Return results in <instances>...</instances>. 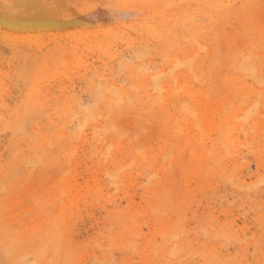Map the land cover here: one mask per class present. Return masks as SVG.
<instances>
[{
    "label": "bare ground",
    "instance_id": "6f19581e",
    "mask_svg": "<svg viewBox=\"0 0 264 264\" xmlns=\"http://www.w3.org/2000/svg\"><path fill=\"white\" fill-rule=\"evenodd\" d=\"M121 1L122 2L116 4L115 7L107 5L108 8L106 14L109 19L117 20L116 24L118 23L121 25H126V23L130 22V20L132 19L134 11L131 10L133 8L126 5V2H128V0ZM141 1V4L143 6L142 10L140 8L141 11L145 12V14L147 13L151 18H156L157 16L159 17L155 25L148 19L147 22L149 21L151 23H147L145 27L141 28L144 30V33H146L147 35H151L150 38L153 37L157 38L156 40H159V48L162 52V55L160 53V56L163 57V64L161 65V68L159 67L160 69L155 74L147 73L146 79L142 77L139 83L136 82L138 84H136V89H133V91L127 90V88L123 89L119 87L117 89H114L113 87H115V85L113 86V79L111 83H109L110 81L105 79V90L100 87L101 83L98 80H96L98 82H87L88 84L84 87L83 93H87L88 96L91 91H97V86L100 87L99 93L101 96L98 99L96 106L94 105L95 107H93V103L95 102H93L92 97L89 98V101L91 99L93 102L92 103L90 101L92 103V106L90 103V107L89 105L85 106L82 96H73L72 103L66 102L67 105L63 104L59 109H54V107L51 109L56 110L55 112L53 111L54 113L52 114H57V116L60 117V120L59 118L57 120L62 121L61 125L57 124L58 121L55 122L53 120L54 115H52V117L50 115L51 113L45 115L47 124L52 125L53 130L56 126L61 127H59V134H57L56 136H49L42 133V139H40L41 137L34 140L30 139L29 144L25 142L24 144H26L29 149L33 150V154L30 156L24 154L22 149L18 151H15V149L17 150V148L13 149L15 152L14 157L18 158L19 162L22 161L21 164L26 162V159L28 158V163L31 164L32 162L34 165L40 164L41 166L45 167L42 168L43 170L40 169V172H45V174H42V172L39 173L38 171V174H42L43 176H45H41L40 178L42 179L39 178L40 180L38 179L40 182L38 181V185H36L37 187L34 186L35 184H37V182L34 185H31L33 183L32 182L30 185H27L25 187V191L28 190V194L29 191L30 193H32L31 195H29V197L31 196V199H29V201L33 200L32 202L34 203V206L32 207L36 206L37 208H35L39 210V212L42 214V217L46 216L47 219H45V222L51 224L52 226L51 229L49 228V230L45 231L46 229H42L43 224L35 227L33 225L34 228L32 227V230L30 232L25 233L24 235L22 234L23 236L21 235L23 238L25 236L28 237L24 238L26 240H31V238L33 239L35 237L37 240L39 239L40 241H42L46 245V247L47 244L50 245L49 243H51L50 247L52 249L62 245L60 243V238L63 235V230L61 232L60 229L63 227V225H65V218L73 216L74 213H76L75 209L81 207V204L88 205L96 202L97 200L102 201V199H104L106 202L100 207H102L103 211H105L104 219H106V223L110 225V227H107V225L105 226V228H108H106L107 230L105 231H103L104 225H102L103 227L100 228V234L104 237L105 244L107 243V245H109L110 247H124L134 252H137L138 250L139 253H142L144 255H148V253H151L155 255V257L157 256V258H159L161 261L162 255L175 256L178 255V252L181 251V249H183V246L181 247L178 240H180L183 235L187 236L186 233L190 230H187V220L186 218H183L184 216L181 210V206L185 203L187 197H190L191 195L193 196V191L195 189L197 190L195 180L199 178L200 181L196 182L198 185L202 180L205 181L204 178L206 176L215 173L223 179L230 180L231 183L233 182V184L238 188L243 189L244 187L248 186V183H246V180L244 179L245 174H238V170H236L237 166H235V163L238 160L235 159L236 161L233 164L234 166L232 168H229L231 165L226 166L225 163H228L226 162V160L231 156L233 157L236 154L239 155L242 153L243 150L240 153H237V149L239 148L241 143L245 144L247 149H251V145L248 146V140H246L245 142H239L240 139L237 135H240L242 133L236 135L235 133L239 131L243 132V134H247L249 131L247 127L245 128L247 124L244 125V121L249 120L250 122V119L253 118L252 115L250 116L251 110H259L260 105L264 106V14L262 13L264 12L262 11V8H264V4L260 5L262 3L260 1L261 3L259 2L260 4L257 6L252 4L251 2L246 1V3L241 7H229L230 5H224L222 3L223 1L220 2L216 0H204L205 3H200H202L203 5L206 4V7L208 9H205V13L207 12L206 10H208V14L213 11V13L209 15L211 19L208 22L209 25H207L204 24L205 21L203 22V24L195 23L196 20L194 21V19L195 14L197 15V13L191 14L190 11L187 13L184 9H180L181 7H183L182 4L189 2L188 0ZM53 3L55 2L53 1ZM104 12L105 11H103L102 13ZM199 12L201 11L199 10ZM98 13H100V11L98 10L90 9L87 12H82L80 10H74L71 7L59 4L58 6L54 4L47 6L45 0H0V24L8 29L15 28V30H18L17 28H19V32L25 30L26 33L27 31H42L43 29H47L49 27L66 28L69 26H76L80 24H85L86 26V24H88L89 22L91 23L92 20L98 17ZM260 14H262L263 19L260 18L261 16L259 17ZM229 16L236 18L238 23L230 29H227L225 25L229 21ZM196 19H199V16ZM2 37L5 38L4 36ZM136 49L131 48L129 52L131 58L137 57L138 52L136 51ZM145 54L147 53L145 52ZM225 56L229 58H227L229 60V67L226 71V74L221 75V66L223 64ZM121 60V63L124 64V60ZM160 60L162 61V59ZM144 61L145 60H143L141 63L143 64ZM148 62L156 63V61L153 62L151 61V59ZM121 63H119V65H122ZM144 64L146 65L147 63L144 62ZM132 67L127 66L129 70H132ZM129 70L127 72H129ZM84 81L86 82V80ZM128 83L130 82L128 81ZM257 86H259V88H256ZM28 92V96L24 99L22 104L18 103V106H15L11 109L13 111V115L14 113L17 115L14 123L12 121L13 124H10L8 118L4 120V123L6 125L11 126V133L13 132V134L17 131L20 133L21 129H23L21 128V120L23 118H30L32 116L36 117L37 113L42 112L47 108L42 103V100L39 101V98L37 99V95L39 94L38 92ZM93 92L91 94H93ZM5 99H7L6 96ZM84 101L86 102V100ZM88 102H86V104ZM7 103L10 104L9 102ZM4 104L6 103H4V99L0 96V105L2 106ZM258 115L261 116L260 112ZM34 119L35 118L32 119L33 121H36L34 122L36 123L34 126L36 128L34 133L40 134L41 123L39 122L41 121L42 117L40 121L38 119ZM256 120L258 123V119ZM38 123L40 126L38 125ZM70 123L73 126H71ZM260 123L261 125L259 127H251L253 129L250 133L257 135L259 139L262 140L264 139V119ZM69 125L70 127L77 126L78 130H70ZM87 125H90V131L88 132L90 135L88 137L83 133V127ZM48 133H50V131ZM54 133L51 134L53 135ZM251 138L253 139V137ZM67 140L69 141V145L72 144L70 142H72L73 140H75V142L81 140L80 142H82V148L79 149V146H77V144L72 145L69 148H67L68 145H64V148H62L61 146L62 149L60 150V152L57 151V155L45 151L47 150L45 149L46 147H44L45 144L50 147V150L48 148V151H51V148L57 147L58 144L61 145V142L64 143ZM154 140H156L157 146L154 145L155 142L152 143ZM5 142L7 141H3L2 139H0V150L5 149V147L7 148ZM253 143L254 142H252V144ZM85 144H88L90 146L87 152L89 157L88 159L92 161L94 158H96L98 160V163L103 164V170L100 173H97L95 172V170H92L91 166L87 165V167H85V171H88L90 173L87 174L86 178L81 177V180H79L81 172L75 168V164H73L74 160H72V158H74L78 154V152L83 149V146H85ZM263 146L262 144L258 145L257 143V149L256 147H253L255 152L257 151V158L255 160L256 167H264ZM70 148L75 149V151H73V153L70 152ZM10 150L11 152L13 151L12 149ZM59 153L63 154L64 156V159L62 160H64L66 163L67 161H69L68 165L66 164L67 167L63 168L64 170H61L63 165L61 164V155ZM51 154H53L54 156H51ZM242 157L245 158L244 156ZM17 164L19 163L17 162ZM241 164L242 163H240V165ZM242 165L247 166L248 164L245 165L244 163ZM16 166H18L17 169L20 168V165ZM21 166V170L23 171L26 166ZM29 167L31 166L29 165ZM247 167H249V165ZM25 169L27 170V168ZM21 170L19 169V172H21L22 174L23 172ZM29 175L31 176V174L25 175L26 178ZM101 175L104 176V178L101 179ZM17 178L15 180L13 179L14 181H12V184H9L12 194L15 193V195L20 188H23L24 181L26 180L22 179V183L20 182V180L19 182L16 181L18 180ZM126 179H129V184H126V182H128L126 181ZM192 180H194L195 187H193V183H191ZM190 183L193 188H190ZM134 185H139L140 189H138L141 190L140 192L142 193L143 198L146 199V206L144 205L145 207L143 208L134 206L133 194L135 192H133L134 189L132 188ZM109 186L121 192V199H126L127 205H125L124 207L120 206V202H118L115 197H113L111 193L108 192V190L110 189ZM7 190H9L7 189V186L3 187L1 190L5 194V196H2V198H0L1 217L3 216V211L9 208L8 197L10 196L7 193L10 192H7ZM196 190L194 191V193H196ZM23 197L25 198V196ZM107 202L108 205L112 207H107ZM13 204H17V202ZM10 206H12V204ZM204 212L202 213V215L204 214ZM199 217L198 215H195L194 219L199 224L201 223V225H198V227L200 226L205 234L209 235L210 233H212L209 227L211 226L213 227V229L218 230L216 232V236L217 234H220L224 236L225 239H229L232 241L239 240L236 235H233V233H235V231L233 230L234 223L231 224V222H224V225H219V227H217L215 226L217 223L215 224L214 221H208V223L206 224L205 219L201 220L199 219ZM25 219H27V217ZM193 222L195 221L193 220ZM140 223H144V225H147L150 231H157L158 235L162 237V239L160 241H157L158 238L147 239V235H144V233H142L143 227L139 226ZM5 227L3 228L5 229ZM3 228L2 232L4 230ZM9 228L11 229V227ZM9 228L7 227L8 230ZM114 228L116 229L114 230ZM8 230L5 229L4 232ZM2 235L0 236L1 238ZM18 236L19 235H17V237H11L10 240L12 238H17L15 241H17L16 243L19 244L18 240L21 239L22 241L23 239L20 237V239H18ZM128 236L129 238H127V240L125 241V238ZM138 238H142L141 240H145V242L147 243L146 246H144L145 243L143 244L144 248H138ZM1 240V244L4 245H0L4 246V248L0 246V251H4V255H6L5 252L7 254H10L11 247L9 246L11 242L9 241L6 244L5 238ZM26 240L25 243H27ZM97 240L98 238H95L94 240L97 246L99 245L100 248L103 249L104 244L100 243ZM25 243L22 242L20 244ZM88 243L89 242H87V244ZM65 246L69 247V249L65 250L66 255L74 252V244H67ZM188 246H191L190 243L188 244ZM24 249L22 250L21 248L20 251L26 252V250L24 251ZM201 251L199 253L200 255H202L204 264H210L213 260H215V258H217V262L215 264H226V261L228 260L221 259L220 257L218 258V255L217 253H215V251L213 252L210 250L212 253L211 256L208 253H202L203 251ZM183 252L184 251H182V253ZM193 252L196 253L197 251L193 250ZM190 253L191 251L189 250V254ZM19 254L23 255L22 253H18V256ZM4 255L2 254L0 259L2 257L4 258ZM27 256L28 255L25 256L26 258L21 259L13 258L14 260L12 259V264H59L57 263L58 259L56 260L57 262L52 258H49V261H47L48 259L44 261L42 259L43 256L42 258L35 257L34 259H29ZM8 257L9 259H11V255L5 256L6 260L11 263V260L9 261ZM96 258L98 259V256H96ZM151 258L153 260V257ZM4 260L5 259H3L1 263ZM6 260L4 262H7ZM29 260H31V262ZM63 260L65 261V259ZM66 261L68 262V260ZM61 262L62 261L60 260V263ZM232 262L234 261L232 260ZM228 263L229 262H227V264Z\"/></svg>",
    "mask_w": 264,
    "mask_h": 264
},
{
    "label": "rangeland",
    "instance_id": "374dc122",
    "mask_svg": "<svg viewBox=\"0 0 264 264\" xmlns=\"http://www.w3.org/2000/svg\"><path fill=\"white\" fill-rule=\"evenodd\" d=\"M53 1L56 4L53 3ZM188 1H189L188 3L182 4V6L184 8L181 7L180 9H184L185 12H187V13L190 11L191 14L197 13V15L195 14V19H194V21L196 20L195 23L203 24V22L205 21L204 24L209 25L208 22L211 19L209 15L211 13H213V11H211L208 14V10H206L207 14L205 13V9H208V8L206 7V4L203 5L202 3H200V2L205 3V1L204 0L203 1H201V0H188ZM216 1H220V2L223 1L222 3L224 5H230L229 7H231V6H233V7L240 6L241 7L246 3V1L251 2L252 4L257 5V6L261 2L262 3L260 5L264 4V0H216ZM121 2H122L121 0H45V3L47 6H50L53 4L58 6V4H59V5H63V6L65 5V6L71 7L74 10H78V11L80 10L82 12L83 11L87 12L90 9L100 11L101 14L100 13H98L99 15L97 14L99 18L96 17L94 20L91 21V23L89 22L88 24H86V26H85V24H80V25H76V26L75 25L69 26L66 28L61 27L62 29L60 27L59 28L49 27L47 29H43L42 31L36 32V30H35V31H27V33H26V31L23 29H21L23 31L19 32L20 31L19 28H17L18 30H15V28L14 29H11V28L8 29L6 27H3L2 24H0V34L2 33L0 35L1 36V38H0V89H1L0 96H1V98L4 99V103H6V104L2 105L4 108L0 105V112H1L0 113V139H2L3 141H5V140L7 141V142H5V145L7 146V148L5 147L6 150L5 149L0 150V198H2V196H5V194L1 191L3 187L7 186V189H9V190H7V192H10V193L6 192L10 196V197H8L9 208H7L6 210L3 211V213H2L3 218L0 215V220H1L0 221V225H1L0 226L1 227L0 233L2 232L3 227L6 226L5 227L6 230H8L7 227L8 228L11 227V229L9 228V230H8L9 232L8 231L4 232L5 229L3 228L4 230L0 234V236L2 234L4 236H11L12 235L11 237H17V235H19L18 239H20V238L23 239L22 241H21V239L18 240L19 244H17L16 243L17 241H15L17 238L16 239L12 238L10 240L11 237H4L3 235H2V238L0 237L1 239L5 238L6 244L9 241L11 242V244L9 246V247H11V249H10L11 253L7 254L5 252V254L7 256L11 255V257H12L11 259H9V257H8L9 261L11 260L10 261L11 263H9L8 260H6L7 257L5 258L6 255H4V251H2V252L0 251V257L2 254L4 255V258L2 257L0 259V264H5V263L6 264H8V263L12 264L13 258L14 259L26 258L25 257L26 255H28L27 257L29 259H31V258L34 259L35 257L36 258H42V256H43L42 259L44 261H46L47 259H48L47 261H49V258H52L54 261H56L58 259L57 260L58 262L57 261L56 262L59 264H73V263L74 264H107V263L108 264H155L156 262H157L156 264H162V263L163 264H165V263L166 264H204V260L202 258V255H200V253H199L201 250L203 251V252L201 251L202 253H208L210 256L212 255L211 251H213V252L215 251V253H217V255H218V258L220 257L221 259H225V260L228 259L226 261V264H227V262H229L228 264H230V263H232V264H234V263L235 264H264V185H263L264 184V167H262V166L256 167V165H255L256 161L255 160L257 158V155H256L257 151L255 152V150L253 149V147L255 148L257 146V143H258V145L262 144V146H263L264 145V139L260 140L257 135L250 133L253 128H256L257 126L259 127L261 125L260 122L264 119V108H263L264 106L263 105L259 106V110H256V109L251 110L252 113L250 112V116L252 115L253 118H251V119L252 120L254 119L253 121L250 119L251 123L249 122V120H246L247 122L244 121V125L247 124V126H245V128L247 127L249 132L247 134H243V132H239V131H237L235 133V135L242 133L240 135H237V136H239V139H240L239 142H243V141L245 142L246 140H248V142H249L248 146L251 145V149L250 150L247 149L245 144L241 143L239 148L237 149V153H240L243 150L242 153L239 155L236 154L233 157L231 156L230 158H228L226 160V162H228V163H225L226 166L231 165L229 168H232L234 166L233 164L235 163V161L238 160L235 163V166H237L236 170H238V174H242V175L245 174L244 179L246 180V183H248V186L244 187L243 189L238 188L233 184V182L231 183L230 180L223 179L215 173L212 175L206 176L204 178L205 181L202 180L203 182L201 181L202 183L200 182L198 185L196 182L200 181L199 178L197 180H195V184L197 186V190L195 189L196 193H194V191H195L194 190L192 193L193 196L191 195L190 197H187V200H189V201L186 200L185 203L181 206V210H182V213L184 216L183 218L184 219L186 218V220L188 222V223L186 222L187 230L189 229L190 231L186 233L187 236L183 235L181 237V239L178 240L181 247L183 246V249H185V250L181 249V251L178 252V255H175V256L162 255L161 256L162 259L160 261V259L157 258V256L155 257V255H153L151 253H148V255H146V254L144 255L142 253H139L138 250H137V252H134V251H131V250L124 248L122 246L121 247L123 249L120 247H114V246L110 247L109 245H107V243L105 244V239L100 234V228L103 227L102 225H104L103 231H105L108 229L107 227H110V225L106 223V219H104L105 218V211H103L102 207H100V206H102V204H104L106 202L104 199H102V201L97 200L96 202L92 203L93 205L92 204H88V205H82L81 204L80 205L81 207H79L78 209H75L76 213H74L73 216H70L69 218H65V225H63V227L60 229L61 232L63 230V235H62L63 238L61 237L60 238L61 241L59 240L60 243L62 244V245L59 244L60 245V246H58L59 248L56 247V248L52 249L50 247L51 243H49L50 245L47 244V247H46V245L42 241H40L39 239L37 240L35 237H34L35 239L31 238L32 241L30 239H27V240L24 239L26 236L24 238L22 237L25 233H28L32 230L33 225L35 227L38 225L40 226V224H43L42 229L43 230L46 229L45 231L49 230V228L51 229L52 225L45 222V219H47L46 216L43 215L44 217H42V214L39 212V210L36 209L37 208L36 206H35L36 208L32 207V206H34V203L32 202L33 200L29 201V199H31V196L29 197V195H31L32 193H30V191H29V194H28V190L25 191V187L27 185H30L32 182L33 183L31 185H34L36 182H37V184H35L34 186L38 185V181L40 179H42L40 177L43 176L42 174H45V172H42V171H41L42 174H38V171H39V173H41L40 169L45 168V167L41 166L40 164L38 165L36 163H35L36 165H34L32 162H31V164L28 163V158L26 159L27 160L26 162L21 164L22 161L19 162L18 158L14 157L15 152L13 149L17 148V150L15 149V151L22 149L24 154H26L27 156H30L33 154V150L29 149V147L26 144H24L25 142H27V144H29L30 139L31 140L39 139L41 137V135H43V134L44 135L46 134L49 136H56L57 134H59L61 127L56 126L57 128L54 127V130H53L52 129L53 126L47 124V122H46L47 119L45 118L46 117L45 115L51 113L50 114L51 116L54 115V117L53 116L52 117H53V120L55 122L58 121L57 120L58 118L60 120V117H58L57 114H52L56 111L54 109L55 108L59 109L63 104L67 105V103H72V101H73L72 97L73 96H75V97H77L78 95L82 96L85 106H88V105L90 106V103L93 100V102H95V103L92 102L93 107H95L98 99L101 96L99 93L100 87H102L105 90V87H106L105 79L110 81L109 83H111V81L113 79V82H114L113 86L115 85V87H113L114 89H117L119 87V88H123V89L127 88V90L133 91V89L134 90L136 89V84H138L140 82L142 77L144 79H146L147 73L155 74L161 68V65L163 64V57L160 56V53L162 55V52L160 51V48H159V46H160L159 40H156L157 38H153V37L150 38L151 35H147L146 33H144V30L142 29L143 27H145L147 25V23L149 24L152 22L155 25V23L159 19V17L157 16L156 18H151L147 13L145 14V12L141 11L143 9L142 8L143 6L141 4V2H142L141 0H128V2H126V5L133 8L131 10L134 11L132 19L130 20L131 23L128 22V23H126V25H121L118 23L116 24L117 20L109 19L107 17L106 12H107V8L109 5H111V7H115L116 4H119ZM48 3H50V4H48ZM186 4H187V6H186ZM260 7H262V6H260ZM140 8H141V10H140ZM262 9H263L262 11H264V8H262ZM199 10L201 12H199ZM103 11H105V12L102 13ZM192 12H194V13H192ZM262 13L264 14V12H262ZM198 14H200L201 17ZM198 16H199V19H196V18H198ZM263 16H262V14L259 15V17L262 19H263ZM203 17H205V18H203ZM233 18L234 17H232V16L228 17L229 21L227 20L228 21L227 23H229V24L226 23V25H225L227 29L228 28L230 29L231 27L237 25L238 22H237L236 18H234V20H233ZM148 19L151 22H149V21L147 22ZM112 20H114V21H112ZM1 25H2V27H1ZM140 32H142V33H140ZM115 35L117 37L118 36H120V37H118V39H117V37ZM2 36H4L5 38H3ZM88 36H90V37H88ZM149 45H151L152 47ZM130 47L134 48V49L137 48L136 51L138 52V54H137L136 58L130 57V55H129V52L131 50ZM140 47H142V48H140ZM145 52L147 54H145ZM144 57H146V58H144ZM159 57H160V59H162V61L159 59ZM149 58L151 59V61H153V62L156 61V63L157 62H159V63H157V64L155 62L149 63L148 62L150 60ZM227 58L228 57L225 56V58L223 60V64L221 66V71H220L221 75H225L226 71L229 67V60H228L229 58L228 59ZM121 59L124 60L123 61L124 64L121 63V61H122ZM146 59H147V61H146ZM133 60H135V61H133ZM143 60H145L144 62L147 63L146 65L144 64V62H143V64L141 63ZM119 63H121L122 65H119ZM116 66H118V67H116ZM127 66H130V67L133 66L132 70H129L127 68ZM139 67H141V68H139ZM128 70H129V72H127ZM143 70H144V72H143ZM131 74H133V75H131ZM113 75H116V76H113ZM129 77H130V79H129ZM125 78H127V79H125ZM124 79L127 83L124 81ZM84 80H86V82ZM96 80H98L101 83L100 87L97 86V88H96L97 91H95V90H93L95 92L91 91L89 93V96L87 93H83L84 87L91 81L98 82ZM128 81L130 83H128ZM136 82H138V83H136ZM256 88H259V86H257ZM103 89H101V90H103ZM28 91L38 92L39 94L37 95V99L39 98L38 99L39 101L42 100V103L47 108L46 109L44 108L45 110L36 114L37 115L36 117H38V118H36L34 116H32L30 118L29 117L23 118L22 119L23 121L21 120V123H22L21 128H23V129H21L22 132L20 131V133H19L17 131L14 133L15 134L14 135L13 132L11 133V131H12L11 126L6 125L4 123V120H6L8 118V120L10 121V124L14 123V120L16 119L17 115L15 113L13 115V111L11 109L15 106H18L20 103L22 104L24 99L27 98V96H28V93H29ZM2 92H3V94H2ZM92 92H93V94H91ZM5 96L7 97V99L9 101L7 99H5ZM91 97H92V100L90 99V101H91L90 102L89 98H91ZM19 100H20V102H19ZM84 100H86V102H88V101L89 102L86 104V102ZM7 102H9L10 104H8ZM14 102H15V104H14ZM92 103H91V106H92ZM48 105H49V107H48ZM58 105H59V107H58ZM53 107H54V109L51 110ZM261 110H262V112H261ZM258 111L260 112L261 116L258 115L259 114ZM6 113L7 114L10 113V114L7 115ZM262 113H263V115H262ZM253 115H255L256 117ZM257 115L259 116V118ZM39 116H40V118H39ZM41 117H42V119H41ZM33 118H35L36 120L38 119L39 121L41 119L40 122L38 121L39 123H41L40 124L41 126L38 123V125L40 126V129L42 130V131L40 130V132H41L40 134L34 133L36 130V128L34 127L36 123H34V122H36V121H33L32 120ZM44 118H45V121H44ZM54 118H56V119H54ZM255 118L258 119V123H257V120ZM259 120H260V122H259ZM12 121H13V123H12ZM58 122H57V124L61 125L62 121H58ZM70 125L73 126L71 123H70ZM70 125H69L70 130L71 129L73 131L78 130L77 126L70 127ZM251 125H253V126H251ZM89 126L90 125L83 127V130H84L83 133L85 135H87V137L90 135L88 133L90 131ZM30 127H31V129H30ZM45 127H47V128H45ZM248 127H250V128H248ZM251 127H253V128H251ZM50 129H52V130H50ZM49 131H50V133H48ZM51 133H54V134L52 135ZM33 135H35V136H33ZM251 137H253V139ZM27 138H28V140H27ZM40 139H42V137ZM254 139H256V140H254ZM80 141L81 140L75 142V140H73L72 142H70V143H72L70 145H69L68 140L65 141L66 143L61 142V145L58 144L59 147L58 146L53 147V148H51V151H48V148L50 150V147L47 144H45L44 147H46L45 149H47V150H45V151H47L48 153L50 152V153H53L54 155L55 154L57 155V153L60 152V150L62 148H64V145L65 146L68 145L67 148H69L70 146L77 144V146H79V149H81L82 148L81 147L82 142H80ZM252 142H254V143L252 144ZM73 143H75V144H73ZM152 143H154V145L157 146L156 140H154ZM22 144H24V145H22ZM20 145L22 146V148ZM61 146H62V148H61ZM85 146H83V149L80 150L75 157L73 155L74 158H72V160H74L73 164H75V168L81 172V176L79 177V180H81V177L86 178L87 174L90 173L88 171H85V169H86L85 167H87V165L91 166L92 170H95V172H97V173H100L103 170V166H102L103 164L98 163V160L96 158L93 159L94 162H93V160L90 161L88 159L89 157H88L87 152H88L90 146L88 144H85ZM58 148H59V150H58ZM10 149H12L13 151L11 152ZM256 149H257V147H256ZM2 151H3V153H2ZM73 151H75V149L70 148V152L73 153ZM85 151L87 153V156H86ZM263 151H264V146H263ZM244 153H245V155H244ZM254 153H255V156H254ZM53 154H51V156H54ZM60 155H61L60 160L62 161L61 164L63 165L62 168H61V166H60V168H61V170H64L63 168L67 167L69 161H67V163H66L64 160H62V159H64L63 154H60ZM242 156H244L245 158H243ZM79 161H80V163H79ZM230 161H232V162H230ZM9 162H10V164H9ZM17 162L19 164H17ZM239 162L242 164L245 163V165L248 164L249 167H247L248 165L247 166H244L242 164L240 165ZM237 163H239V164H237ZM15 164L20 165L19 166L20 168L17 169L18 166H16ZM21 165H23V166L25 165L26 166L25 168H27V170L23 167L24 169L22 171ZM29 165L31 167H29ZM83 167H84V169H83ZM260 168H263V169H260ZM19 169L23 172L22 174H21V172H19ZM11 170H13V171H11ZM241 170H243V171H241ZM27 172H29V173H27ZM35 173H37V174H35ZM82 173H85V174H82ZM28 174H31V176L29 175L26 178L25 175H28ZM49 175H52V174H49ZM99 177H100V175H99ZM16 178L18 179V180H16L18 182H19V180H20V182H22L24 179H26V180L24 181L23 188H20L22 191L19 189L20 192L18 190L17 192H19V193L16 192V195H15V193L12 194V191L10 189L11 187L9 184H12V181H14ZM102 178H104V176L101 175V179ZM26 181H28V182H26ZM126 181H128V182H126V184L130 183L129 179H126ZM191 183H193L192 185H193V187H195L194 180H192ZM191 183H190V188H193ZM145 184H146V182H145ZM134 187H136V188H134ZM132 188L134 189L133 192H135L133 194L134 195V206L138 207V208L145 207L146 206L145 205L146 199L143 198L142 193L140 192L141 190H139L140 189L139 185H136V186L134 185ZM200 188H202V189H200ZM108 192L111 193V195L113 197H115V199L118 202H120L121 207H124L125 205H127L126 199H124V198L121 199L122 194L119 190H116L115 188L110 187ZM23 196H25V198ZM191 198H193L194 200ZM190 199L193 202H191ZM15 202H17V204H13ZM11 204H12V206H10ZM21 207H23V208H21ZM107 207L110 208L112 206L108 205V202H107ZM186 207L188 208V210ZM33 208H34V210H33ZM22 209L24 210V212ZM183 209L186 211H184ZM31 212H33V213H31ZM194 212H196V213H194ZM203 212H204V214L202 215ZM173 214H174V212H173ZM193 215L194 216L198 215V217L200 215L199 219H201V220L205 219L206 224L208 223V221L209 222L214 221L215 224L217 223L215 225L217 227H219V225H221V226L224 225V222L225 223L231 222V224L234 223L233 224L234 225L233 230L235 231V233H233V235H236L239 240H233L232 241L229 239H225V237L220 235V234H217V236H216V232L218 230L213 229V227H211V226H209L210 230L212 232V233H210L211 235L205 234L203 232V230L200 228V226L198 227V225H201V223L199 224L194 219ZM204 215H205V217H204ZM26 217H27V219H25ZM100 218L102 219V221ZM103 219H104V221H103ZM193 220L195 222H193ZM245 221H246V223H245ZM7 222H9V223H7ZM36 223H38V224H36ZM193 223H195V224H193ZM236 223H238V224H236ZM106 225H107V227H106L107 229L105 228ZM194 225H196V226H194ZM45 226H47V227H45ZM139 226L143 227L142 233H144V235L145 234L147 235V237H146L147 239H150V238H156L157 239L158 238L157 241H160L162 239V237H160L158 235L157 231H154V230L150 231L148 229L147 225H144V223H140ZM192 227H194V228H192ZM116 228H114V230ZM13 229H16L17 231L13 230ZM66 229H67V231H66ZM213 230H214L215 234L213 233ZM233 230H232V232H233ZM50 232H52V231H50ZM82 233H84V234H82ZM147 233H149V234H147ZM13 234H15V235L17 234V235L15 236ZM26 235H28V234H26ZM73 235H74V237H73ZM7 238H9V239H7ZM26 238H28V237H26ZM95 238H98L97 241L104 244L103 249L100 248L99 245L97 246L96 242L94 241ZM127 238H129V236L125 238V241L127 240ZM138 239H139L138 240L139 244L137 245L138 248H140V249L144 248V246H146L147 243L145 242V240L142 241L141 240L142 238H138ZM147 239H146V241H147ZM182 239L184 240V242ZM25 240L28 243V245H27V243H25ZM218 240H219V242H218ZM1 241H0V244L2 243ZM22 242H24L25 244H20ZM87 242H89V243L87 244ZM180 242H182V243H180ZM189 243L191 246H188ZM64 244L65 245L74 244L75 249L73 250L74 252L69 254L70 256L65 254V250L69 249V247H66ZM143 244H144V246H143ZM1 245H4V244H1ZM186 246H188V247H186ZM1 247L4 248V246H1ZM21 248H22V250L25 248L24 251L26 250V252L20 251ZM199 248H200V250H199ZM27 249H28V252H27ZM117 249H119V250H117ZM39 250H40V252H39ZM76 250H78V251H76ZM189 250L191 251L190 254H189ZM193 250L197 251L199 254L197 252L196 253L193 252ZM182 251H184V252L182 253ZM29 252H30V254H29ZM18 253H22L23 255L19 254V256H20L19 257ZM52 254H54V255H52ZM229 254H230V256H229ZM16 255L18 256V258ZM31 255H33V256H31ZM15 256H16V258H15ZM65 256L67 259L65 258ZM96 256H98V259L96 258ZM151 257H153V260ZM62 258L65 259V261ZM68 258H70L71 261L72 260L73 261L71 262L70 259H68ZM133 258H134V260H133ZM3 259H5L7 262H4L5 261L4 260L1 263V261ZM86 259L87 260L89 259L88 262ZM216 259L217 258H215V260H213L210 264H213V263L215 264L217 262ZM60 260L62 261L61 263H60ZM66 260H68V262ZM232 260L234 262H232ZM29 261L31 262V260H29Z\"/></svg>",
    "mask_w": 264,
    "mask_h": 264
}]
</instances>
